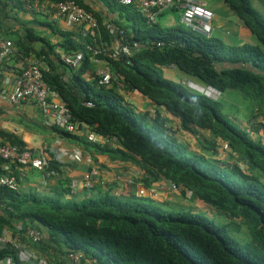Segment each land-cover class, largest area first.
Masks as SVG:
<instances>
[{"label":"trees","instance_id":"1","mask_svg":"<svg viewBox=\"0 0 264 264\" xmlns=\"http://www.w3.org/2000/svg\"><path fill=\"white\" fill-rule=\"evenodd\" d=\"M60 1L64 0H49L53 4ZM222 1L253 35L254 45L227 46L181 24L170 28L148 25L132 6L123 9L139 19V26L129 29L113 21L110 24L122 32L114 35L77 0L97 19L100 42L109 47L118 38L123 45H141L140 51L132 52L129 58L98 56L109 68V87L98 84L96 66L86 49L91 39L82 29L61 34L57 44L60 53L53 48L35 51L18 43L17 51L22 58L31 52L36 57L45 56L43 81L65 104L78 132L87 129L105 140L114 139L117 147L91 143L83 133L51 128L53 131L106 155L110 161L137 166L142 171L139 181L146 190L164 181L174 185L182 196L190 192L217 216L224 217L225 223L216 222L205 212L163 209L166 202L117 196L110 190L103 191L99 183L93 184L95 194L80 200L64 199V195L73 193L66 180L64 191L57 192L59 197L49 198L0 186V200L7 201L0 213V236L4 229L11 230L13 237L48 264H68V253L82 254L81 264H88L86 260L95 264H264V143L252 135L263 126L254 123L249 129L243 128L223 112L220 98H209L162 76L164 70L174 69L184 78L212 88L219 97L235 92L244 100L256 102L258 113L264 116V18L250 0ZM124 15L130 17L128 11ZM28 34L30 41L39 39L32 31ZM77 52L83 56L77 69L61 62V54ZM67 69L72 71L69 82L62 78ZM134 90L148 101L153 115L128 100L127 94ZM87 101L93 106L87 107ZM171 118L178 120V131L195 140V147L169 126ZM0 139L24 148L20 138L6 130L0 129ZM221 144L246 163V170L214 157ZM59 165L49 159L43 174H61ZM29 228L47 234L33 242L25 235ZM7 258L23 264L18 249L10 243L0 246V262Z\"/></svg>","mask_w":264,"mask_h":264},{"label":"crops","instance_id":"2","mask_svg":"<svg viewBox=\"0 0 264 264\" xmlns=\"http://www.w3.org/2000/svg\"><path fill=\"white\" fill-rule=\"evenodd\" d=\"M198 1L204 3L213 12L211 38L218 39L231 47L255 44L256 41L253 35L237 21L233 12L222 0ZM258 1L251 0L250 3ZM34 3L40 6V10L30 11L20 0H0V36L11 40L16 50V56L5 60L0 68V129L19 137L24 147L33 151L34 154L47 159L52 158L59 162L61 174L53 172L43 174V172L32 168L15 167L13 174L16 178V188L25 194L34 193L37 196L48 198L59 197L57 192L64 191V182L66 180L70 182V186H73L82 180L85 173L94 169L97 171L95 184L99 183L103 191L110 190V193L126 198L131 196L139 197L138 192L140 189L146 193L151 192L157 182L153 183L152 188L148 190L143 188L139 181L142 171L137 166L131 163H129L131 164L130 166H125L124 163L128 162L118 160L110 161L106 155L99 154L92 148L85 149L76 143L63 139L61 135L43 124L41 113L31 100L24 101L19 105H11L7 102L6 97L13 78L35 57L34 53L31 52L29 56L22 58L21 52L17 51V43L18 45L22 44V47H30L35 51L41 48L49 51L53 48L55 53H60L57 44L61 41V34L75 33L77 30L68 26V14L58 18L51 17L53 3H50L49 0H34ZM81 3L105 24L119 21V23L127 25L129 29L132 27L137 28L140 24L139 19L131 11L123 9L114 0H81ZM127 11L130 17L124 15ZM124 16L129 18V20L125 19ZM157 24L162 28L179 25V12L177 10L165 12L158 19ZM29 31H32L39 39L30 41L28 39ZM45 67L47 68V62H45ZM58 71L61 72L63 69H58ZM71 72L70 69L63 72L62 78L65 82L72 80ZM168 72L171 74L175 72V76L178 77L180 75L182 77L176 70ZM84 76L87 78L89 72H86ZM127 98L139 110L153 112L145 98ZM87 131V129L84 130V132ZM177 134L179 135V132ZM105 142L111 148L117 147L114 139L105 140ZM72 149L78 150L81 154L78 162L73 161L68 156L63 155L60 157L58 155L61 151H70ZM50 155L52 156L51 158L49 157ZM58 157L61 160H58ZM95 193V190L87 191L79 188L73 191L72 195H64V199L73 197L80 200L89 194ZM141 197L164 203L161 201L164 198L156 199L150 193ZM5 202L7 203V201L0 200V213ZM41 232L42 236H46L45 230ZM3 234L10 244L19 240L13 237L9 229H4Z\"/></svg>","mask_w":264,"mask_h":264},{"label":"built area","instance_id":"3","mask_svg":"<svg viewBox=\"0 0 264 264\" xmlns=\"http://www.w3.org/2000/svg\"><path fill=\"white\" fill-rule=\"evenodd\" d=\"M30 11L40 10V6L34 3V0H20ZM122 7L132 6L136 14H138L148 25L157 23L159 17L165 12L177 10L179 12L180 24L192 32L206 38H211L213 12L206 5L198 0H115ZM51 17L58 18L68 14L67 24L75 29H82L84 35L87 34L91 39V43L86 45V49L91 53V62L98 65L95 68L94 75L98 80V84L102 86H111L112 78L107 64L99 59V55L103 54L113 59H118L122 56L129 58L132 52H138L141 45L137 42L123 45L118 38L114 39L111 46L108 47L105 43L98 40L97 19L86 12L77 4V0H64L52 4ZM111 34H121L117 31L113 24H107ZM16 56V50L11 40L0 36V68L5 60ZM82 53L61 54L60 60L67 67L77 69L82 61ZM130 64V60H127ZM45 67V56L32 58V61L27 63L22 70L12 80L10 90L6 100L11 105H19L24 101L31 100L39 109L43 124L47 128H58L70 134L83 133L87 141L91 143L102 144L105 139L101 136L87 131L77 130V126L71 122V115L65 104H63L56 92L50 90L47 84L43 81V71ZM85 77V76H84ZM121 92H123L120 86ZM132 97H142V95L134 90L129 93ZM87 107H92L93 103L87 101ZM153 115V112H150ZM78 132V133H77ZM60 157L65 155L73 161L78 162L81 154L78 150L59 152ZM58 157V160H61ZM0 161L1 174L0 186L9 189L16 188V178L13 174V167L32 168L43 172L49 159L34 154L33 151L27 148H19L15 145H10L0 139ZM97 171L92 169L84 174L82 180L71 187L72 191L77 189L92 190L95 184ZM172 189H177L170 184ZM27 238L33 242H37L42 237V232L38 229L29 228L25 233ZM9 242L4 237L0 236V246L6 245ZM15 249H18V258L23 264H48L46 259L40 257L27 246L23 245L20 240L12 243ZM84 259L80 253H68L65 261L68 264H81ZM88 264H95L94 261H87ZM0 264H14L10 259H4Z\"/></svg>","mask_w":264,"mask_h":264},{"label":"rangeland","instance_id":"4","mask_svg":"<svg viewBox=\"0 0 264 264\" xmlns=\"http://www.w3.org/2000/svg\"><path fill=\"white\" fill-rule=\"evenodd\" d=\"M251 1V0H250ZM251 6L253 9H255L258 14L264 18V1L259 0L258 2H252ZM174 71V69H171ZM175 72L172 74L166 70L162 73V76L164 78L171 79L176 82H181L185 84L186 86L192 88L193 86L195 89L194 91L202 92V94H206L209 98L212 99H218L220 98V101L222 103V110L226 114L232 115L241 125L243 128L249 129L250 124H258L262 125V129L259 130V132H253V137L255 140H259L264 143V116L258 113V104L256 102L250 101V100H244L241 98L240 95H237L235 92H228L226 94H223L219 97V93L213 90H208L207 87H203L196 83V81L184 78L183 76L178 78L174 75ZM203 88V90H202ZM127 97H132L130 94H127ZM142 99V98H141ZM138 100V99H136ZM255 114V115H252ZM169 126L175 131L179 132V136L181 139L187 140L191 146L195 147V140L188 134L183 133L179 130V122L177 119L172 118ZM261 127V126H260ZM257 133V134H255ZM218 154L214 156L215 158H219L222 160H226L228 163H235L239 165L243 170H246V163L244 161H240L239 158L235 154H231L230 150L225 147V145L221 144L218 145ZM125 166H130L129 163H124ZM264 180V179H263ZM154 190L151 192L146 193L142 189L139 190L138 196H144L146 194H151L156 199L164 198L161 201L166 202L168 205L165 207H162L163 209L167 208H182V209H188L192 212H205L208 216H211L215 219L216 222L219 223H225L224 217L217 216L212 210H210L207 206L202 204L198 201V199L192 195L190 192L185 194L184 196L181 195L180 191H177V189H172L170 187V183L168 182H158L156 185H154ZM168 193V194H167ZM112 194V193H111ZM166 194V195H165Z\"/></svg>","mask_w":264,"mask_h":264},{"label":"water","instance_id":"5","mask_svg":"<svg viewBox=\"0 0 264 264\" xmlns=\"http://www.w3.org/2000/svg\"><path fill=\"white\" fill-rule=\"evenodd\" d=\"M191 87H192V89H195L193 86H191ZM207 89H208V90H213L212 88H209V87H208ZM202 90H203V88H202ZM213 91H214V90H213ZM198 92H199V91H198ZM200 93H202V92H200ZM204 95L207 96L205 93H204Z\"/></svg>","mask_w":264,"mask_h":264}]
</instances>
